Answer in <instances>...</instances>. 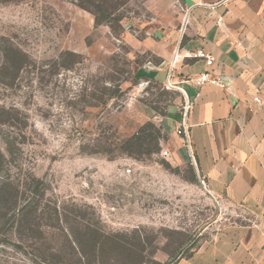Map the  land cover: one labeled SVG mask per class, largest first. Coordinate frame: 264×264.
<instances>
[{"label": "rangeland", "instance_id": "obj_1", "mask_svg": "<svg viewBox=\"0 0 264 264\" xmlns=\"http://www.w3.org/2000/svg\"><path fill=\"white\" fill-rule=\"evenodd\" d=\"M189 1L0 0V264H190L251 220L180 151L174 78L146 75Z\"/></svg>", "mask_w": 264, "mask_h": 264}, {"label": "crops", "instance_id": "obj_2", "mask_svg": "<svg viewBox=\"0 0 264 264\" xmlns=\"http://www.w3.org/2000/svg\"><path fill=\"white\" fill-rule=\"evenodd\" d=\"M189 8L180 57L165 52L146 75L165 85L172 68L192 103L187 125L200 177L251 219L236 222L189 262L264 264V0H190ZM200 50L214 57L213 65L185 56ZM180 151L191 161L185 142Z\"/></svg>", "mask_w": 264, "mask_h": 264}, {"label": "built area", "instance_id": "obj_3", "mask_svg": "<svg viewBox=\"0 0 264 264\" xmlns=\"http://www.w3.org/2000/svg\"><path fill=\"white\" fill-rule=\"evenodd\" d=\"M185 56L188 57V58L204 59L208 66L213 65L214 60H215L212 55L206 53L203 50L196 51L195 53L187 52ZM178 58H179V55H176L175 60L178 59ZM209 77H210V74L207 72L201 77V79L202 80H207ZM171 79H172V68H171V71H170L169 76H168V81H167V84H166L167 86L171 85ZM255 100L257 102H259V100L257 98ZM190 109H191V106L187 103V106L184 108V110H185L184 117H183V120H182L181 125L179 127L178 134L181 135L182 138L184 139V142H185V144H186V146H187V148H188V150L190 152L191 162L193 163L194 166H197L195 155H194V150L192 148V144H191V141H190L189 126L187 125V118H188ZM162 154L164 156H168L169 152L168 151H163Z\"/></svg>", "mask_w": 264, "mask_h": 264}]
</instances>
